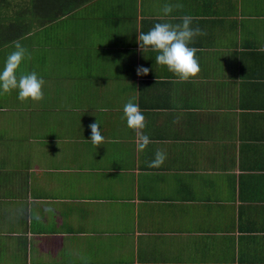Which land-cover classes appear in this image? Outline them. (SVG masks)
I'll use <instances>...</instances> for the list:
<instances>
[{
	"label": "crops",
	"instance_id": "1",
	"mask_svg": "<svg viewBox=\"0 0 264 264\" xmlns=\"http://www.w3.org/2000/svg\"><path fill=\"white\" fill-rule=\"evenodd\" d=\"M21 1L0 68L19 41L44 98L0 95V264H264V0ZM184 15L206 35L180 82L137 35Z\"/></svg>",
	"mask_w": 264,
	"mask_h": 264
},
{
	"label": "clouds",
	"instance_id": "2",
	"mask_svg": "<svg viewBox=\"0 0 264 264\" xmlns=\"http://www.w3.org/2000/svg\"><path fill=\"white\" fill-rule=\"evenodd\" d=\"M175 9L183 8V5L165 4L162 11L168 15ZM181 23L172 24L168 22L156 23L147 32H138L137 42L139 49L145 53L149 48L156 52L155 62L158 65L166 66L167 70L173 73L178 81H188L200 72L199 59L196 53L199 51L196 47H190L196 36L206 35L199 27L193 28L191 15L180 17ZM264 51V49H261ZM31 56L27 49L19 41L15 43V50L10 52L2 68H0V95L16 90L18 99L21 102L31 99L38 102L44 98L43 85L44 79L35 71L30 73L19 72L20 66L25 58ZM150 69L144 66H138L136 74L144 76ZM133 97L123 106V118L126 119L127 126L137 132L136 146L137 151H143L150 143L147 135L142 134L140 130L145 128V116L140 110L138 103H133ZM2 110V109H0ZM100 111H108L107 108H101ZM91 129V143L97 147L105 143L104 136L101 133L98 121L89 125ZM118 143V140L111 141ZM166 154L157 150L155 158L148 162V168H158L163 165ZM82 259H85L82 257Z\"/></svg>",
	"mask_w": 264,
	"mask_h": 264
},
{
	"label": "rangeland",
	"instance_id": "3",
	"mask_svg": "<svg viewBox=\"0 0 264 264\" xmlns=\"http://www.w3.org/2000/svg\"><path fill=\"white\" fill-rule=\"evenodd\" d=\"M5 1L6 2L0 1V36H2V39H4V37H7L6 34L10 33L8 30V26L7 25H6L7 27L5 26L6 15H13V14L15 15V9H18L21 7V5H23V2L21 0H5ZM8 2H10L11 4L8 5L7 4ZM4 5H5L6 9L3 8ZM26 5H29L28 1H27ZM26 5L22 6L23 11H25L27 9ZM5 10H7L6 13H4ZM2 19H3V21H2ZM2 56H3V59H5V56L4 55H2ZM25 59L28 60L27 57ZM33 59H34V57H33Z\"/></svg>",
	"mask_w": 264,
	"mask_h": 264
},
{
	"label": "trees",
	"instance_id": "4",
	"mask_svg": "<svg viewBox=\"0 0 264 264\" xmlns=\"http://www.w3.org/2000/svg\"><path fill=\"white\" fill-rule=\"evenodd\" d=\"M0 1H4V2H6L5 0H0ZM7 4H8V5H10L11 3H10V2H8ZM3 8H5V9H6L5 5H4V7H3ZM6 12H7V10H5V11H4V13H6ZM9 16H10V15H8V16H7V18H8ZM14 21H16V16H15V18H14ZM24 21H25V20H24ZM25 25H27V26H28V25H29V23L26 21V22H25ZM27 26L25 27L26 29H27Z\"/></svg>",
	"mask_w": 264,
	"mask_h": 264
}]
</instances>
